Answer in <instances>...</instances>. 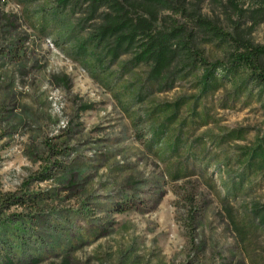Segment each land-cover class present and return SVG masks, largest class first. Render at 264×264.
Returning <instances> with one entry per match:
<instances>
[{
    "label": "rangeland",
    "instance_id": "374dc122",
    "mask_svg": "<svg viewBox=\"0 0 264 264\" xmlns=\"http://www.w3.org/2000/svg\"><path fill=\"white\" fill-rule=\"evenodd\" d=\"M197 2L202 14L227 24L215 0H184ZM0 10L15 17L14 28L0 22V195L40 199L37 208L10 206L4 212L21 215L25 254L35 249L37 264H58L64 256L69 264H264V234L250 230L240 239L219 201L222 190L211 168L205 177L215 188L197 177L173 181L164 176L163 164L135 139L110 95L32 29L15 2L0 0ZM252 38L264 42V24ZM204 52L210 61L223 59L214 48ZM199 74L147 104L194 93ZM53 76L68 78L69 85L56 83ZM227 91L204 100L210 120L195 132L222 135L241 129L242 140L224 143L220 158L233 156L236 147L250 145L264 130V110L256 103L246 106L244 96L219 108ZM82 105L91 108L80 111ZM48 168L50 180L33 179ZM71 175L74 183H69ZM257 193L227 204L236 225L247 218L244 207L257 200ZM191 200L198 209L192 222ZM125 202V212H114L116 203ZM35 213L44 216L42 223ZM58 213L71 219L63 222L56 215L63 226L51 232L50 220ZM35 223L40 226L32 230ZM52 239L64 247L61 253L50 251ZM12 261L29 264L25 258Z\"/></svg>",
    "mask_w": 264,
    "mask_h": 264
},
{
    "label": "trees",
    "instance_id": "16d2710c",
    "mask_svg": "<svg viewBox=\"0 0 264 264\" xmlns=\"http://www.w3.org/2000/svg\"><path fill=\"white\" fill-rule=\"evenodd\" d=\"M11 1L21 7L32 29L47 37L54 48L110 95L129 121L135 139L163 164L164 176L173 181L197 177L215 188L211 179L205 177L211 168L222 190L219 201L240 239L248 236L250 230L264 234V130L250 145L236 147L233 156L226 154L222 158L220 147L242 140L241 129L222 135H195L210 120V107L205 106L204 100L223 88L228 91L219 100V108L226 109L227 104L233 105L244 96L246 106L256 103L264 110V42L255 43L252 38L255 29L264 24V0H215L226 25L216 17L202 14L199 2L185 4L184 0ZM14 19L0 10V22L9 28H14ZM205 48H214L223 59L208 60ZM197 71L200 74L194 93L170 103L147 104L154 95L172 90L177 82ZM52 78L56 83L69 85L64 76ZM90 108L82 105L79 110ZM52 153L57 155L58 151ZM55 164L61 167L60 163ZM49 170L33 179L50 180ZM69 180L74 183L75 176ZM258 190L262 192L257 193ZM255 193L257 200L244 207L247 218L236 225L227 204ZM39 203L40 199L0 195L2 264H13V258L38 263L35 249L27 254L22 250L21 215L12 217L4 212L10 206L37 208ZM188 203L192 222L198 209L192 200ZM115 208L114 212L123 213L129 207L125 202L116 203ZM53 215L50 230L58 233L62 224L56 215L63 222L71 217L68 213ZM43 218L37 222L42 223ZM36 223L32 230L40 226ZM48 247L56 253L64 250L57 239H52ZM58 264H69L67 257Z\"/></svg>",
    "mask_w": 264,
    "mask_h": 264
}]
</instances>
